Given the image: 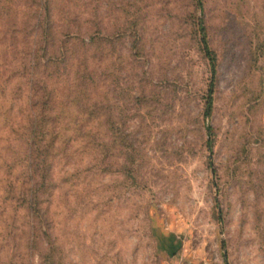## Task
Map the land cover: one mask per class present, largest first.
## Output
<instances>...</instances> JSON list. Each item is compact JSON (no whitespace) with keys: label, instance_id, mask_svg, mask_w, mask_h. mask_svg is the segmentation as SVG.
<instances>
[{"label":"rangeland","instance_id":"obj_1","mask_svg":"<svg viewBox=\"0 0 264 264\" xmlns=\"http://www.w3.org/2000/svg\"><path fill=\"white\" fill-rule=\"evenodd\" d=\"M76 1L109 36L78 87L22 68L25 6L0 21V40L25 32L0 44V264H224L222 241L229 264H264V0ZM42 86L63 105L35 135Z\"/></svg>","mask_w":264,"mask_h":264},{"label":"trees","instance_id":"obj_2","mask_svg":"<svg viewBox=\"0 0 264 264\" xmlns=\"http://www.w3.org/2000/svg\"><path fill=\"white\" fill-rule=\"evenodd\" d=\"M17 1L19 4H22L26 7V12H28V14L32 15L31 19L33 34L31 33L29 35H31L32 40L35 41L34 47L26 50L25 52L23 62H21L22 68L29 69V75L31 74V77L34 76L39 68L42 71H49L51 69L53 74L50 75H52L56 79L58 78L59 74H68L71 71L70 69H72L73 72L70 74V79L72 83H74V81L78 83L75 87H78V85L81 84V79L82 81L84 79L88 80V78H90L93 73V67H89L88 64L96 59L98 41L107 39L109 36L101 37L98 31V27L94 25V23L92 24V20L87 18H80L83 7H81V5L78 4L76 0ZM194 1L198 10L203 12V0ZM15 2L16 0H0V21L1 19H3L2 16L5 17L9 14L10 7L12 4H15ZM65 5L67 6V8L69 7V9L72 8L73 10L68 12V14H70L69 18H65L63 20L64 30H59L60 28L59 26H57V32L56 28H54L56 14L62 12V9H64ZM13 25L14 26L11 25L8 30L3 33V36L8 35L7 38L5 37L4 39L0 40V44L2 43L3 46L6 45L7 48H10L12 45V43L7 45V40H13L16 37H20L23 36L22 34H25V32L17 27L19 23L14 22ZM197 26L200 35V45L205 58L208 60L211 72V79L207 86L204 104V116L209 117L212 113L213 108L214 77L216 74L217 57L215 52L212 50V48H210L208 44L206 28L202 17H199L197 19ZM89 27H93V29H90ZM36 46H38L39 48H35ZM31 77L28 78L30 87L33 86ZM68 86H70V84ZM36 87L39 89L40 86L37 85ZM43 87L44 96L41 99L36 101L33 100L31 94L33 93L34 96L37 97L39 94V90L34 89V91H32L30 89L27 100L29 101L28 103L32 105L31 110L33 109L31 116L35 122V125L34 123H32L34 134H37V132H39L38 129L41 127V116H46L45 119H47L48 123L50 124L58 122L59 116L56 110L60 109V105H63V102L61 100L58 101V98L56 99L55 96L52 97L50 93H48L47 86H42V88ZM80 87L83 90L84 88H86L84 86ZM53 100L55 102V106H52L51 102H53ZM86 101V108L92 109L93 102L90 100V98H86ZM206 130L211 137L212 127L207 126ZM39 139L40 138H36V136H34L33 145L39 146V142H37V140ZM212 143L213 142L211 141V138H209L207 141V147L210 151L212 149ZM212 173L215 174V169L213 168ZM219 217L220 215L218 212V219ZM221 246L222 249H224V264H229L225 251V243L223 241L221 243Z\"/></svg>","mask_w":264,"mask_h":264}]
</instances>
